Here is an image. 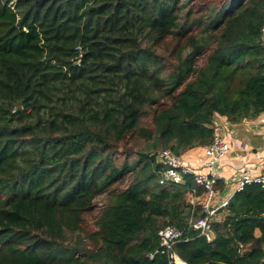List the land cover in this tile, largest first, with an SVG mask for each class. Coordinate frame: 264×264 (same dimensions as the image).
<instances>
[{
    "label": "trees",
    "instance_id": "obj_1",
    "mask_svg": "<svg viewBox=\"0 0 264 264\" xmlns=\"http://www.w3.org/2000/svg\"><path fill=\"white\" fill-rule=\"evenodd\" d=\"M263 28L264 0H0V264H169L165 226L184 264H264L260 184L207 240L203 188L154 176L264 113Z\"/></svg>",
    "mask_w": 264,
    "mask_h": 264
},
{
    "label": "built area",
    "instance_id": "obj_2",
    "mask_svg": "<svg viewBox=\"0 0 264 264\" xmlns=\"http://www.w3.org/2000/svg\"><path fill=\"white\" fill-rule=\"evenodd\" d=\"M263 41H264V28H263ZM205 156L207 158L204 164L205 173L193 172L189 169L180 156H176L169 150L158 152L155 155L156 162L159 168L154 172V176L159 185H172L182 184L184 182V175H192L193 181L196 186L202 187L204 190V197H197V190L194 189L188 194V200L190 203L201 202L204 216L198 219L193 228L199 231V234L205 237L207 240L211 239L210 221L220 208H224L228 201H224L218 207L213 205L215 198V189L219 180L218 175L215 173L216 165L226 155L228 146L223 141L219 134V129L214 128L213 138L210 144L205 146ZM256 183L260 184L264 188V162L262 165V171L259 174H252L251 171L241 172L239 178L235 181V192L241 191L245 185ZM234 192V193H235ZM160 244L159 250H156L154 254H167L169 264H184L172 251L173 246L182 241L183 232L173 226H165L157 233ZM150 255V258L153 255Z\"/></svg>",
    "mask_w": 264,
    "mask_h": 264
},
{
    "label": "crops",
    "instance_id": "obj_3",
    "mask_svg": "<svg viewBox=\"0 0 264 264\" xmlns=\"http://www.w3.org/2000/svg\"><path fill=\"white\" fill-rule=\"evenodd\" d=\"M223 141L227 144L226 155L216 165L219 180L215 189L214 207L229 201L235 192V181L241 172L259 174L264 162V113L255 119L230 124L222 118L214 120ZM184 164L193 172L205 173L207 161L204 148H195L180 156ZM221 209V208H220ZM219 209V210H220ZM219 210L214 218L219 220Z\"/></svg>",
    "mask_w": 264,
    "mask_h": 264
},
{
    "label": "rangeland",
    "instance_id": "obj_4",
    "mask_svg": "<svg viewBox=\"0 0 264 264\" xmlns=\"http://www.w3.org/2000/svg\"><path fill=\"white\" fill-rule=\"evenodd\" d=\"M129 145L130 144L124 145V147H129ZM103 200H104V197H100L99 200H96V202H98V206L101 205V201H103ZM93 216H94L93 214L85 215V217H84V222H85L84 228H87V229L93 228V220H92Z\"/></svg>",
    "mask_w": 264,
    "mask_h": 264
}]
</instances>
